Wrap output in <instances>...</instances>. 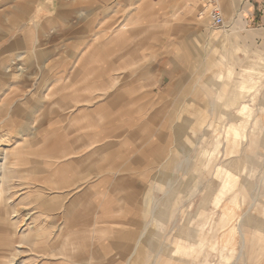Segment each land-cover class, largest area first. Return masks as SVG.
<instances>
[{
  "label": "rangeland",
  "instance_id": "1",
  "mask_svg": "<svg viewBox=\"0 0 264 264\" xmlns=\"http://www.w3.org/2000/svg\"><path fill=\"white\" fill-rule=\"evenodd\" d=\"M216 1L0 0V264H264V26Z\"/></svg>",
  "mask_w": 264,
  "mask_h": 264
},
{
  "label": "crops",
  "instance_id": "2",
  "mask_svg": "<svg viewBox=\"0 0 264 264\" xmlns=\"http://www.w3.org/2000/svg\"><path fill=\"white\" fill-rule=\"evenodd\" d=\"M249 4V8L247 14L251 17V22L256 23L257 25L264 26V0H246ZM19 46V39L15 38L11 41V43H7L5 45L4 52H15L16 48ZM14 120V119H13Z\"/></svg>",
  "mask_w": 264,
  "mask_h": 264
},
{
  "label": "built area",
  "instance_id": "3",
  "mask_svg": "<svg viewBox=\"0 0 264 264\" xmlns=\"http://www.w3.org/2000/svg\"><path fill=\"white\" fill-rule=\"evenodd\" d=\"M193 2L201 6L202 15L206 14L213 27L220 28L224 26L223 12L216 0H193Z\"/></svg>",
  "mask_w": 264,
  "mask_h": 264
},
{
  "label": "bare ground",
  "instance_id": "4",
  "mask_svg": "<svg viewBox=\"0 0 264 264\" xmlns=\"http://www.w3.org/2000/svg\"><path fill=\"white\" fill-rule=\"evenodd\" d=\"M18 68V67H17ZM17 71V70H16ZM20 71V70H19ZM19 71H17V72H19ZM2 136H4V135H0V143H4L5 141H4V139L2 138ZM8 141V140H7ZM7 144H5L3 147L4 148H7L8 146H6ZM2 147V148H3ZM5 151V150H4ZM1 153H0V156L2 157V162L0 163V172H1V177H0V214L1 213H4V214H6V211L4 210V206L3 205H5L4 203H5V200H4V194H5V191H4V187L6 186V183H8L7 182V179L6 178H4V179H2L3 178V176H5V172H7L6 170H9V168H8V165H7V154L5 153V152H3V151H0ZM5 153L6 154V156L5 155H3V153ZM3 155V156H2ZM16 161L15 162H12V163H9V165L10 166H16ZM13 169H15V168H13ZM11 172V171H10ZM11 173H13V172H11ZM14 174V173H13ZM13 178V177H12ZM7 187V186H6ZM6 195V194H5ZM66 261V260H65ZM8 263H11V262H8ZM1 264H7V263H5V262H2Z\"/></svg>",
  "mask_w": 264,
  "mask_h": 264
}]
</instances>
